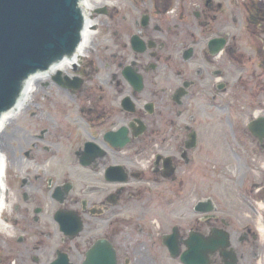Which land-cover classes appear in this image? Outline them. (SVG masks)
I'll list each match as a JSON object with an SVG mask.
<instances>
[{
    "label": "flooded vegetation",
    "instance_id": "obj_1",
    "mask_svg": "<svg viewBox=\"0 0 264 264\" xmlns=\"http://www.w3.org/2000/svg\"><path fill=\"white\" fill-rule=\"evenodd\" d=\"M151 2L135 8L125 57L49 76L43 88L75 108L27 107L12 131L24 174L14 212L37 224L55 206L61 236L48 253L35 246L33 264H85L99 242L115 264H264V0ZM220 152L237 160L235 197L190 198ZM59 215L77 220L67 234Z\"/></svg>",
    "mask_w": 264,
    "mask_h": 264
},
{
    "label": "rangeland",
    "instance_id": "obj_2",
    "mask_svg": "<svg viewBox=\"0 0 264 264\" xmlns=\"http://www.w3.org/2000/svg\"><path fill=\"white\" fill-rule=\"evenodd\" d=\"M138 1L139 4H137V0H108V2H110V5L108 6L101 2V4L97 5V9H104V6L107 7L108 13L106 15L96 14L95 11L97 9L95 7L93 19L96 20L98 26L93 29L95 36L92 37L90 48L86 52L84 58H82V62L85 65H90L92 69H101V63L104 61L111 63L113 55L118 54L125 57L126 51H124L123 45L128 43V34L131 32L132 24L138 17V13L141 9L148 10L152 6L151 0ZM185 1H187L188 4L185 3ZM199 1L200 0H179V4L183 2L185 8L187 7L189 11H195V5H197ZM173 5L176 7L175 0ZM136 6L137 8H140L139 11L135 9ZM193 20L195 19L193 18ZM128 52L130 53L129 50ZM127 59L125 58V63L128 62ZM80 63L81 61L79 62V65ZM102 71L105 70L102 69ZM71 73L72 68L64 74L67 75ZM51 78L52 77L48 80L38 81L33 94L31 95L30 103L22 109H19L18 112L9 119L3 131L0 132V150L6 160L7 172L5 179L8 186V204L2 215V222H0L7 224L10 231L9 233L0 232V263H5L7 261L13 262L14 260L18 261L19 258H22V263L33 264L32 256H37V253L33 250L35 246H38L39 248L42 247L43 250L41 251L43 252L42 254H44V252L48 253L50 248H53L54 246L58 247L60 243L61 236L59 234V227L54 222L52 213L50 212V209H52V207L55 208V206H49L47 212L39 219L37 224L30 222L28 225H25L26 221H24L22 215L15 214L14 212L15 206L20 204V202L17 201L18 192L20 191L18 181L22 175L24 176V174H22L20 167L19 155L12 149L13 140L11 137L14 133L12 131L17 125H22L23 119L27 115V107V109H31L30 112L38 107L39 110L37 111L41 118L50 117L52 111L49 108L50 102H64L66 103V106L72 108L77 106V99L60 92L56 93V89L43 88V86L49 84L53 87L54 84ZM71 117H77L75 111L71 112ZM205 117L206 115L203 116V118ZM66 119H69V116L66 117ZM230 144L232 145L231 149H237L238 146H236V142L232 141ZM14 145L16 146V143ZM223 152H228V148L227 150L225 148ZM224 155L225 154L220 152L219 155L214 158V161L211 162L210 174L213 176L211 184L207 186L201 185L198 187V190H190V193L192 192L190 198L196 193L198 198L211 197L218 201H228V198L235 197L236 191L229 185L226 178H229L235 172L233 169L230 170V164H237V160L235 158H230V160H228ZM57 167L58 165L55 164L53 168L57 169ZM183 193L185 195V191H183ZM45 202L50 205V200L45 199ZM150 213L158 214L160 211H151ZM18 216L19 218H17ZM21 234L26 235V243H18V237ZM20 249L23 250V253L19 251ZM43 262L44 257H42V263Z\"/></svg>",
    "mask_w": 264,
    "mask_h": 264
},
{
    "label": "water",
    "instance_id": "obj_3",
    "mask_svg": "<svg viewBox=\"0 0 264 264\" xmlns=\"http://www.w3.org/2000/svg\"><path fill=\"white\" fill-rule=\"evenodd\" d=\"M81 1L0 0V123L17 107L28 80L77 55L86 24ZM56 220L66 234L77 222L63 215ZM110 253L99 242L85 264H115Z\"/></svg>",
    "mask_w": 264,
    "mask_h": 264
},
{
    "label": "bare ground",
    "instance_id": "obj_4",
    "mask_svg": "<svg viewBox=\"0 0 264 264\" xmlns=\"http://www.w3.org/2000/svg\"><path fill=\"white\" fill-rule=\"evenodd\" d=\"M105 4L106 6L110 5L108 0H82L81 7L83 10V14L86 21V28L83 33V42L82 45L77 52V55L73 59H69L61 63L59 66L53 68L52 70L39 74L37 76L32 77L25 86L24 94L20 100V103L17 108H15L13 111L9 112V114H6L3 116V119L0 123V132L3 131L5 128L7 122L9 119L15 115L19 109H22L24 106L28 105L31 100V95L33 94V91L35 89V86L37 85L38 81H44L48 80L51 75H54L55 73H66L69 71L73 66L76 64H79V62L84 58L86 52L90 48V41L93 36H95V33L93 29H95L98 25L96 23V20L93 19V12L98 8L97 5ZM6 172H7V166H6V160L4 155L2 154L0 150V219L2 218L3 213L6 210V205L8 204V186L6 183ZM0 232L1 233H9V228L7 224L0 223Z\"/></svg>",
    "mask_w": 264,
    "mask_h": 264
}]
</instances>
